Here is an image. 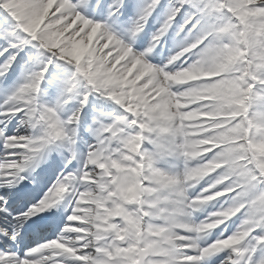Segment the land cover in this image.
<instances>
[{
	"label": "snow or ice",
	"instance_id": "6c2138e0",
	"mask_svg": "<svg viewBox=\"0 0 264 264\" xmlns=\"http://www.w3.org/2000/svg\"><path fill=\"white\" fill-rule=\"evenodd\" d=\"M0 264H264V0H0Z\"/></svg>",
	"mask_w": 264,
	"mask_h": 264
}]
</instances>
